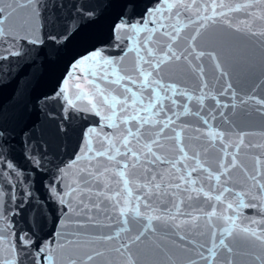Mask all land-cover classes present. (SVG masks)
I'll return each mask as SVG.
<instances>
[{"label":"snow or ice","instance_id":"obj_1","mask_svg":"<svg viewBox=\"0 0 264 264\" xmlns=\"http://www.w3.org/2000/svg\"><path fill=\"white\" fill-rule=\"evenodd\" d=\"M260 2L264 3V0ZM68 3L69 0H0V48L4 53L3 58L0 59V87L7 86L6 77L10 75L4 72V61L16 63L18 77L21 74H31L33 78L39 80L47 72L48 66L56 63L52 56L59 59L61 52L68 49L73 42L87 41L90 38L88 34L90 26L96 24L109 9H117L109 27V40L92 44L84 53L74 56L69 68L83 63L86 59H91L93 62L99 60L107 66L102 69L105 78L110 69L113 73H117V81H127L123 88V99L120 101L121 116L117 118L120 123L107 125L113 129V132L104 134L108 142H100L101 150L96 152V156L106 157L109 165L117 168L140 167L139 175L130 173L133 181L137 179L141 181L135 196L137 203L129 208L127 207L129 201L125 200V206L118 207L119 201L108 194L111 189L102 179L110 173L111 167L105 166L101 170L99 161L96 165L89 161L88 166L80 168L73 184H65V188L69 189L65 192L57 181L63 182V178L68 175L65 168L69 166L61 168L57 165L55 172L47 167L51 162L45 160L47 155L45 147L37 140L35 131L28 128L21 130L19 143L23 149L22 154L31 165L36 179L27 177L24 184L39 183L43 187L44 180L47 179L49 194L54 196L60 205L66 203L65 196L73 197L77 200V204L72 211L77 215L83 213L87 220L93 222L95 217L90 213L94 210L107 214L118 207L120 216L125 217L120 231L128 232L130 224L136 226L134 236L111 249V252L126 257V264H138V258L131 249L136 242L141 241L147 230L140 222L142 215H146V212L140 211L141 199L146 210L155 213L163 209L159 215L147 217L149 222L156 220L177 232L185 231V235L179 236V241L184 243H178L177 247L188 253L187 264H235L236 243L241 236L257 242L264 249V151L259 154L251 153L254 161L252 167H247L238 158L242 147L249 150L264 149V145H246L243 132L238 133L237 142L230 139V134L236 125L223 111L217 112V109L230 107L228 103L222 104L218 97L230 96L236 99L239 92L228 79L229 73L224 70L222 57L227 54L219 50L211 40L208 41L207 46L201 45L210 27L221 23L233 32H245L249 37L256 39L264 50V31H255L251 26L241 28L234 25L227 18L226 12L216 11L214 0L211 15L206 14V8L204 14L197 11L193 15L190 5L183 0H177L175 4H168L167 0H164L163 4L161 0H149L142 12L138 11L139 0H99L95 6L73 0L72 11L67 17H63L61 13L68 7ZM195 3L196 0H192V4ZM256 3L257 0H247V3L237 6L235 11H241V7L252 9ZM72 12L75 14L73 15ZM244 15L246 18L249 16L255 18L254 11H246ZM189 26H192L191 33L183 35L182 33ZM141 33L143 36L140 35ZM133 36L138 38L139 45L136 49L128 50L135 52L134 65L131 69L120 68L117 72L120 61L103 55L105 45L119 46L122 61L125 47L121 42H126ZM209 48L211 50H208ZM176 62L186 64L190 68L197 80L192 89L187 86L182 87L175 81L168 82L162 75L165 65ZM206 64H210L217 73L215 83L211 86L206 79ZM140 78H143V83L139 84V90L142 96L146 93L148 103L146 107L132 111L137 113L143 111L146 114L130 115L127 104L129 97L126 94L131 93L134 98L137 93L128 85H137ZM256 89H264V81L256 83L254 88L245 94L248 99L241 98L240 104L246 105L251 101L259 105L256 108L257 113L264 115V94L257 93ZM197 92L199 95H196ZM160 93H163V96ZM174 97L194 100L195 110L192 111L187 105H182L185 112L191 111V114L198 117L205 125L209 123V119L216 120L219 116L221 118L219 127L224 129L206 134L207 146L203 147V153L201 151L192 153L191 165L183 163L189 158V152L180 141L181 132L189 125L187 123L176 125L173 117L179 118V113L175 111L178 101ZM206 97L214 103L205 105ZM164 100H168L169 103L165 104ZM46 101L47 97H45ZM231 107L235 108L236 105L233 104ZM153 115L157 117L156 120L150 118ZM124 125L128 126L124 127ZM165 129L168 130V134L163 135L162 139ZM195 131L204 135L200 128H196ZM112 137L115 139H111ZM200 138V135H197L191 139L199 141ZM13 139L9 128L0 121V163L5 170H11L9 175L17 179L16 188L19 189L18 194L14 195L13 185L5 181L8 195L4 211L0 213V219L4 223V228L0 230V264H25V260H28V264H95L97 258L105 257L108 250L96 248L82 250L78 242L68 239L63 232H52L48 234V238H40L36 233L31 232V229L25 232L18 227L19 221L15 217L21 215L26 204H31L34 198L31 195V187L25 191L19 186L17 176L20 172L19 165L10 158L12 151L10 145ZM217 139L218 148L217 144L213 143ZM163 140L177 141L178 155H170L165 149ZM133 141L140 150L133 146ZM209 148L216 149L219 153L214 169L207 166ZM229 149L233 150L229 151ZM88 151L90 152L91 149ZM113 152L119 159L113 155ZM202 155L205 157L203 160ZM78 160L79 156L74 157L73 163H77ZM161 166H170L175 170L177 181L169 179L165 183V170ZM233 169H240L246 181L250 182L239 192L229 186ZM185 172L187 176L184 175ZM193 174L195 178L189 179ZM2 175L3 173L0 172V176ZM120 175L123 176L124 173L121 172ZM213 180L215 184L212 183ZM127 183L128 181H125V184ZM187 184L200 185L199 189H195L197 196L189 195L178 200L179 193L189 191ZM212 192L219 193L214 197L216 202H221L224 193L235 197L227 204L229 210H233L234 204L236 209L253 210L260 219L253 218L251 214L244 215L243 212H239L238 215L241 221L247 220L250 224L257 225V228L240 227L231 216L227 217V222L232 224V227H222L219 221L224 219V216L223 213H216ZM200 193H203L205 199L200 198ZM245 197L247 202L244 200ZM71 203L72 200H69L68 204ZM180 204H185L192 211L180 212L179 215L188 216L190 219L178 222L172 209H179ZM195 212L203 213V217L194 215ZM67 215L68 212L65 210V216ZM105 218L111 219V216L106 215ZM202 218L205 221L203 228L199 223ZM54 223H59L58 217ZM76 224L77 229L83 227L80 220H77ZM152 230L156 231L154 227ZM57 235L62 237L59 243L56 241ZM193 236L198 239L190 238ZM101 239L111 241L113 237L104 235ZM199 240H204V243H199ZM255 261L264 264V255H257Z\"/></svg>","mask_w":264,"mask_h":264},{"label":"water","instance_id":"obj_2","mask_svg":"<svg viewBox=\"0 0 264 264\" xmlns=\"http://www.w3.org/2000/svg\"><path fill=\"white\" fill-rule=\"evenodd\" d=\"M72 2L73 0H69L68 7L62 11L61 15L63 17H67L72 11ZM76 2L95 6L99 0H76ZM148 2L149 0H139L138 11L142 12L145 4ZM161 2L163 4L164 0H161ZM176 2L177 0H167L168 4H175ZM183 2L190 5L193 15L197 11L204 14L205 8L206 14H212L213 0H196L195 4H192V0H183ZM214 3L216 11L226 12L227 18L234 25L241 28L251 26L255 31H264V19H261V17H264V3L260 2V0H257L252 9L241 7V11H235V9L237 6L247 3V0H214ZM229 9L233 10L229 11ZM116 11L117 9H109L96 24L90 26L88 29L90 38L87 41L78 40L73 42L68 49L61 52L59 59L52 56V59L56 60V63L49 65L47 72L39 80L33 78L31 74H21L18 77L16 63L4 61V72L10 73V75L6 77L7 86L0 87V121L9 128L14 137L10 145L12 149L10 158L19 165L20 172L17 174L19 186L23 187L25 191L31 187V195L34 198L31 204H26L24 212L15 217L19 221L18 227L25 232L31 229V232L36 233V236L40 238H48V234L52 232H63L68 239L78 242L82 250H89L91 248L108 250L106 256L97 258L95 264H126V257H121L119 254L111 252V249L118 247L122 242L136 234V226L132 224L128 226V232L120 231L125 217L120 216L118 207L125 206V200L129 201L127 205L129 208L137 203L135 196L138 193V186L141 181L138 179L133 181L130 173L139 175L140 167L138 166L135 169L117 168L114 165H109L106 157L96 156V152L101 150L100 142H108L105 140L104 134L113 132V129L107 125L120 123L117 118L121 116L120 101L123 99V88L127 84V81H117V73H113L110 69L107 78H105L102 69L107 66H104L102 61L99 60L93 62L91 59H86L83 63L73 65L72 68H69V64L74 56L84 53L85 49L92 44L109 40V27ZM246 11H254L255 18L251 16L246 18L244 15ZM72 14L74 15L75 13L72 12ZM242 21L243 23H241ZM181 26L183 27V24ZM191 31L192 26H189L182 34L187 35ZM140 35L143 36V33ZM209 40L214 42L219 50L227 54L225 57H222L225 64L224 70L229 73L228 79H230L234 88L239 92V96L236 99H232L230 96L218 97L222 104L228 103L230 107L217 109V112L223 111L236 125L230 134V139L233 142H237L239 139L238 133L243 132L246 145H264V115L256 111L259 105L251 101L246 105L240 104L241 98L248 99V96L245 94L250 89H253L256 83L264 81V50L261 49L256 39L249 37L245 32H233L221 23L210 27L205 39L201 41V45L207 46ZM137 41L138 38L133 36L131 39H127L126 42H121L125 47L122 61L120 60L122 54L119 46L115 44L105 45L103 55L107 58L120 61L117 72H119L120 68L131 69L133 67L135 52L128 50L138 48ZM208 50H211V48ZM3 55V49L0 48V59L3 58ZM205 74L210 86L214 84L217 73L210 64H206ZM162 75L166 81L178 82L182 87L187 86L189 89H192L197 83L190 68L186 64L179 62L165 65ZM140 83H143V78H140L135 86L128 85L137 93L134 98L131 93L126 94L129 97L127 104L130 115L146 114L143 111L139 113L132 111L133 109L146 107L148 103L146 93L144 96L140 93ZM205 91L207 92V89ZM255 91L264 94V89H256ZM160 95L163 96V93H160ZM196 95H199V93L197 92ZM169 96H171V93H169ZM38 97L40 98L39 100L37 99ZM45 97H47L46 102ZM174 98L178 101L175 111L179 113V118L173 117L176 120V125L180 126L184 123L189 125L188 128L181 132L180 141L189 152V158L184 160L183 163L191 165L193 163L191 160L192 153L195 151L203 153V147L207 146L208 137L206 134L223 131L224 129L223 127H219L221 119L219 116H217L216 120L209 119V123L205 125L198 117L192 115L191 111L185 112L182 105H187L192 111L195 110L194 100L180 97ZM155 102L154 100L153 103ZM163 102L165 104L169 103L168 100H164ZM209 103L214 102L206 97L205 105ZM233 104L236 105L235 108L231 107ZM151 111L149 110V112ZM201 114L203 115V112ZM169 115L172 114L169 113ZM150 118L152 120L157 119L154 115ZM127 126L124 125V127ZM25 128L35 131L37 140L44 145L47 152L45 160L51 162L47 167L55 172L57 165L61 168H65L66 165L69 166L65 168L68 175L63 178V182L57 181L65 192L69 191L68 188H65V184L72 185L79 175V169L88 166L89 161L93 165H96L99 161L101 170L105 166H110V173L102 179L111 189L108 194L119 201L117 209L107 214L94 210L90 215L95 217V222L89 221L83 213L77 215L72 211V209L76 208L77 204V200L73 199V197L65 196L66 203L60 205L54 196L49 194L47 179L44 180L43 187L39 183L25 185V178L33 177V179H36L31 165L22 154L23 149L19 143V134ZM196 128H200L204 135L196 132ZM91 129L95 131H89ZM177 130H180L179 127H177ZM165 134H168L167 129L164 130L162 139ZM197 135L201 137L199 141L191 139ZM111 139H115V137ZM163 143L170 155H178L177 141L163 140ZM213 143L217 144V148L219 147L218 139L213 141ZM133 146H136L134 141ZM136 147L140 150L139 146ZM88 149H91V151L89 152ZM232 150L229 149V151ZM261 151H264V149L255 148L249 150L242 147L238 158L247 167H252L254 161L251 158V153L259 154ZM6 155L8 154L6 153ZM113 155L116 156L115 152H113ZM76 156H79V160L77 163H73ZM116 158L119 159L118 156ZM201 159L203 160L205 157L202 155ZM218 159L219 153L217 150L209 148L207 166L214 169ZM161 167L165 170V183L169 179L177 181L178 177L175 170L171 169L170 166ZM10 171L5 170L2 163H0V172L3 173L0 176V213L4 211L8 195L5 181L13 185L14 195L19 192V189L16 188L17 179L9 175ZM121 172L124 173L123 176L120 175ZM184 175L187 176V172ZM230 175L231 182L229 186L233 187L237 192L242 188H246L247 184L250 183L246 181L240 169H233ZM192 178H195V174L189 179ZM125 181H128V183L125 184ZM212 183L215 184L216 182L213 180ZM186 187L189 191L179 193L177 196L178 200L189 195L196 197L197 192L195 189H199L200 185L187 184ZM218 194V192H212L211 196L213 197L212 202L215 203L216 213H223L224 219L219 221L222 227H232V224L227 222V217L231 216L240 227L249 226L257 228V225L250 224L247 220L241 221L238 215L239 212H243L244 215L251 214L253 218L260 219L259 216L255 215L253 210L236 209L235 204L233 205V210H229L227 209V204L232 202L235 197L224 193L221 197V202H216L214 197ZM199 195L201 199H205L203 193ZM226 197L227 199H225ZM69 200H72L71 205L68 204ZM244 200L247 202L246 197ZM139 207L142 213L146 212V215H142L140 218V222L143 226H146L147 230H145L141 241L136 242L131 249L133 254L138 258V264H187L188 253L177 247L178 243H184L179 241V236L185 235V231L177 232L156 220L149 222L147 217L159 215L163 211L162 208L155 213L146 210L143 205V199L139 202ZM65 210L68 212L67 216H65ZM207 210L211 211V209ZM190 211L192 209L186 207L185 204H180L179 209H172V213L176 215L178 222L190 219L188 216L179 215L180 212ZM193 214L203 217V213L201 212ZM106 215H110L111 219H106ZM57 217L59 218V223H54ZM77 220L83 223V227L77 229ZM199 223L203 228L205 225L203 218ZM153 227L156 231L152 230ZM3 228L4 223L0 219V230ZM104 235H111L113 239L111 241L102 240L101 237ZM190 238L198 239L195 236ZM61 240L62 237L57 235V243L61 242ZM199 243H204V240H199ZM236 248L235 264H259L258 261H255V257L257 255H264V249H262L261 245L255 241L247 240L243 236L238 238ZM25 264H28V260H25Z\"/></svg>","mask_w":264,"mask_h":264}]
</instances>
